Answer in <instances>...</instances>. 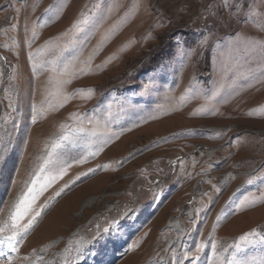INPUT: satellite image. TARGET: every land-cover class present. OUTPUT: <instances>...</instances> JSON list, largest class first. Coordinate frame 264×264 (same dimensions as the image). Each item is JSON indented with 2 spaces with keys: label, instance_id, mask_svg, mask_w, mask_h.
<instances>
[{
  "label": "rangeland",
  "instance_id": "obj_1",
  "mask_svg": "<svg viewBox=\"0 0 264 264\" xmlns=\"http://www.w3.org/2000/svg\"><path fill=\"white\" fill-rule=\"evenodd\" d=\"M65 44L78 74L52 96L34 64ZM0 57V224L53 142L76 141L12 264H264V0H0Z\"/></svg>",
  "mask_w": 264,
  "mask_h": 264
},
{
  "label": "snow or ice",
  "instance_id": "obj_2",
  "mask_svg": "<svg viewBox=\"0 0 264 264\" xmlns=\"http://www.w3.org/2000/svg\"><path fill=\"white\" fill-rule=\"evenodd\" d=\"M224 7L231 8V5L224 4ZM239 5H236V10L239 11ZM88 17L84 16L83 19L76 21L72 25V31L74 33H79L83 31V25L87 23ZM35 35V33L33 34ZM207 43V39L201 41V46L205 45ZM71 47L70 44L65 45H58L56 49L54 50V54L52 56V59H43L39 64H34V67L37 69L47 70L54 75L51 76L50 82L53 84L54 91L51 93L52 96H59L61 95L62 88L64 85L71 83L70 79H67L69 76H75L78 73L76 71H73L76 62L79 60L78 56L72 55V53L69 51V48ZM67 54L71 58L67 60V63L64 62V59H62V54ZM37 55H40V53H37ZM30 56L32 54L30 53ZM0 59H4L3 57H0ZM57 63H59L60 66H57ZM82 71V70H81ZM148 87L147 85L145 86ZM65 100H67L69 97L65 95L63 97ZM62 106V105H61ZM11 107V105H10ZM33 114H32V123H36L37 117L39 115V112L37 111L36 105L33 104L32 106ZM76 114H72L69 119H75ZM68 125H61L62 129H67ZM73 132H86L87 129L83 127H73ZM94 134V133H93ZM4 141L5 136L3 133H0V159H3V153H4ZM67 143L69 146V151H71L72 146L75 145L76 141L72 139L67 132H64L57 141H54L52 144V148L48 150L47 155L42 158V163L39 165L38 171L35 172V174L32 176L31 182L27 184V191L24 192L12 205V210L9 213V218L7 221H5L3 224H0V258L7 257L6 264H12L11 256L9 253L18 252L19 250V244L23 241L25 236L28 234V232L34 227V225L37 222V219L42 215L44 210L48 207V204L45 203L42 205L38 210L33 209L32 205L35 203L36 199L38 198L39 194H42L43 191H45L48 187L51 186L57 179L61 178L63 175H65L68 171V168L71 167V164L68 163L66 160L63 159H55L54 158V152L57 148H61ZM107 143V141H105ZM90 155L94 156L96 155L95 152L90 153ZM74 159V162L77 164L86 162L87 157H80L79 159ZM103 167H108V165H103ZM89 171H95L94 169H89ZM257 179V177L253 176L249 178L247 181L248 183H253L254 180ZM43 181V183H41ZM15 183V181H13ZM68 185H65V188H67ZM63 189H61L60 192H57L55 195L59 196ZM54 199V197H53ZM260 199H264V195L260 197ZM255 198L249 199L245 198L244 201L241 202L242 205L247 204H253L255 203ZM135 209L129 208L126 209L123 216L127 217L130 213L134 212ZM25 217H28L26 223H22ZM219 220L220 217H217ZM121 229V224L119 220H112L108 227L103 229L104 233H114L118 234ZM4 233H8V235H5ZM257 234L255 230L245 233L242 236L239 237L238 241L234 243L232 246L236 252L242 251L245 243H252V239ZM99 238V233L97 234V237H94L95 239ZM243 242V243H242ZM87 243V242H86ZM134 246V245H132ZM132 246H129L130 248ZM83 245L78 246L77 248V255L82 256V249ZM213 249L216 248L215 243L212 244ZM202 251V246H197V252ZM193 264H195V259L193 260ZM227 264H246L245 261L237 260L235 256H230L227 259Z\"/></svg>",
  "mask_w": 264,
  "mask_h": 264
}]
</instances>
